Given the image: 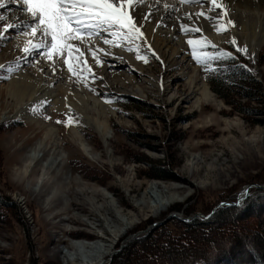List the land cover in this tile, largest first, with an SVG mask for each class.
<instances>
[{
  "label": "rangeland",
  "instance_id": "obj_1",
  "mask_svg": "<svg viewBox=\"0 0 264 264\" xmlns=\"http://www.w3.org/2000/svg\"><path fill=\"white\" fill-rule=\"evenodd\" d=\"M194 1L182 2L176 9L204 12L209 16L221 14L220 9L211 10L209 3ZM225 2L228 5V0ZM169 3L172 0H162L163 6ZM231 3V10L237 11L239 7L243 13H250V9L241 7L238 0ZM251 10L264 15V8ZM228 18L234 21V31L229 28L216 32L215 35L225 37L224 40L213 42L216 49L209 46L204 50L232 52L236 64L264 83V46L254 60L248 50L247 54L237 51L229 42L231 38L235 37L241 48L246 47L245 42L238 35L240 30L236 32L234 14H228ZM196 19L206 20L204 16ZM13 30L7 33L10 40L0 39V65L4 66L0 68V149L3 154L0 191L16 203L18 209L5 210L7 217L0 221V264H67L63 255L64 252L70 255L68 245L88 243L92 238L86 235L73 238L66 234V229L67 232L89 233L101 244H108L104 240L112 238L104 229L107 220L114 218L108 211L112 200L115 208L130 215L136 224L116 241L106 263L111 264L134 240L165 226L170 220L184 221L177 215L190 219L184 222L209 219L222 206H234L228 203L237 200L246 185L264 184V93L251 92L243 81H236L237 84L229 81L226 86L229 98L223 99L213 91L205 66L192 58L191 45L186 46L187 52L176 53L173 48L169 50L159 44L156 49L149 50L138 40L135 43L140 45V54L147 56L148 61H143L139 68L131 69L127 61H122L118 68L108 67L104 75L93 69V78V73L82 71L81 79L74 77L67 83L58 81L46 65L40 63L43 56L29 59V55L26 61L22 59L25 56L17 43L21 35ZM102 30L90 39L72 42L99 50L106 46L104 39L118 41L110 34L115 29H109L107 33ZM118 42L128 46L126 40ZM14 62L21 63L20 72L43 79L54 93L66 86L71 93L94 95L104 101L110 99L112 103L108 104L114 108V113H109L105 134L95 127L94 113L85 116L69 101L59 111L51 108L54 99L50 100L39 114L43 121L58 128L65 149L54 138H46L44 128H39L36 123L13 118L20 105L17 98L8 93L7 67ZM113 72H121V77ZM128 76L132 78L123 86L116 84ZM201 78L206 80L215 99L198 104L200 93L191 92L200 86ZM156 81L167 85L165 93L154 85ZM137 88L142 89V93L136 92ZM246 94L253 96L245 98ZM252 112L261 114L253 115ZM45 115L51 119H44ZM69 116L79 123L68 125ZM57 120L62 123H56ZM71 128L81 132V140ZM99 129L103 130V127L99 126ZM45 147L47 152L40 151ZM54 150L60 155L53 154ZM34 153L38 155L37 159L33 158ZM60 158L62 165H55ZM27 163L31 166L25 172ZM150 163L165 165L166 169L173 170L178 180L147 178L144 173ZM84 175L92 176V179ZM152 181L179 186V189H170L167 195L182 200L171 203L157 216L147 208L137 213L136 205ZM40 187H43L41 192L37 190ZM60 187H65L68 192L70 189L72 199L69 196L66 202L54 203L48 209L49 195ZM256 191L257 188H252L250 196ZM74 202L78 207H81L80 202L84 205L82 213L80 209L76 211L81 220H68L72 208L69 210L66 204ZM175 226L179 229V225ZM259 243L257 237H246L241 246H236V261L242 256L240 264H248L251 260L247 259L246 252L257 250ZM69 264L79 263L69 260Z\"/></svg>",
  "mask_w": 264,
  "mask_h": 264
},
{
  "label": "bare ground",
  "instance_id": "obj_2",
  "mask_svg": "<svg viewBox=\"0 0 264 264\" xmlns=\"http://www.w3.org/2000/svg\"><path fill=\"white\" fill-rule=\"evenodd\" d=\"M221 2L227 7L228 14H234L236 21L235 26L237 25L236 32L237 29L240 30L238 35L241 36L243 42H245V46L251 54L252 59H256L258 52L264 46V15L254 13L251 8H264V0H238V3L241 7L243 6L245 7V9H250V13H243L240 10L241 8L239 7L237 11H235V9L231 10L230 5H233L231 3L233 2V0H228V5L226 4L227 2H225V0H221ZM181 3L182 0H172V3H169L168 7L165 8V6L162 5V0H141V6L144 8V11H151V18L145 21H141V23L143 24L141 30L144 31L145 36L147 38V42L151 44V49H156L159 44L167 49L169 48V50L173 48L176 53H178V51L185 53L187 52L186 46L189 47V44L187 43L189 39H201L206 36L214 43H221L224 40L225 37H217L215 35L216 31L212 27V25L215 23L214 20L206 19L198 21L196 17H198L197 13H199V11L187 12L183 11L182 9L178 10ZM20 9L21 8L17 5L9 4L6 9H0V13H3L7 16L8 19L6 22L15 21L16 23H19L21 25L18 30L21 37L18 38L17 43L20 49L22 50L27 39H29V37H26L24 35V22L31 21L32 18L29 14ZM210 9L213 11L218 10V8H213L211 5ZM217 16H219V14ZM212 17H216V15H212ZM182 23L187 24L189 26H198L202 29V32L197 33L182 31L179 27V25ZM157 24H161V26L157 27ZM0 27H2V25H0ZM233 28L234 26L231 27V30H233ZM13 31L17 30L14 29ZM102 32L107 33L108 31L102 30ZM37 35H39V33ZM6 36L9 40L11 39L10 35L8 36V34H6ZM113 41L116 42H114L113 44H106V46L102 48L105 50L104 52L97 50L95 47H84L82 45L75 44L72 41H70V43L76 45L78 48H80L81 51L84 52V55L81 59H85L87 61V65L91 66L92 70L97 69L98 72L103 75L104 73L108 72V67L118 68V66L121 65L122 61H127L131 69L139 68L142 65L143 60L137 59L135 53L127 51L128 46L118 44L119 42L117 40ZM33 42L35 43L38 41L34 40ZM87 49H92L93 51H96L97 56L101 60H103L104 63L97 65L95 63V58L92 56L91 51H87ZM22 54L26 56L24 52ZM74 55L78 56L79 54L74 53ZM28 58L31 59V55ZM42 59L43 61L40 63L45 64L46 67L50 70V72L53 73V77H56L58 81L62 80L61 82L65 81L68 83L71 82L74 77L76 78V76H72V74L67 71V65H64L62 63V58L54 57L55 60L59 61L55 64V73L53 72L52 62L47 60L44 56ZM19 62H21V60L18 61V63ZM9 67H12L13 71H8L9 84L7 90L10 95L17 98L20 105L16 113L13 115V118L18 119L17 117H19V119H25L26 121H29L31 123H36L39 128H44L46 138H54V140L60 142V146L63 145L62 148L65 149V142L61 140L58 128H56L51 123H46L45 121H43L41 115H33L30 111H27V108L38 100L47 99V101H50L54 99V101L50 103L51 108H57L59 111H61L66 106V103L69 101L74 108H76L80 113L84 114L85 116H90L93 115L92 113H94L96 116V120L94 123L95 127L98 129L99 132L101 131L103 133L105 131L106 121H108L107 119L109 113H114V108L108 103H106L102 98L94 95H86L80 92L71 93L66 86H61V91H59V93H54L55 91L51 89L49 84L43 82V79L35 77L34 75L32 76L28 74V72H20V66L17 67V62L10 63L7 67V70ZM80 67L81 69H83L84 66L80 65ZM39 71L41 70L37 69L38 73H40ZM113 73V75L121 77V72ZM131 76H128V79H124V81L118 80L116 84L123 86L127 81H129V78ZM191 82L194 83L193 80H191ZM154 85L158 87V89L162 90L163 93H165V91H167L168 89L167 85L163 82L161 83L159 81H156ZM111 86H113V84ZM135 91L138 93H142V89L140 88L135 89ZM197 91L201 95V97H198L196 101L198 104L202 103L203 100L213 101L215 99L212 90L210 89L206 80L203 78L200 79V86L196 90H193L191 94H195ZM187 97H189V94L187 95ZM99 126H102L103 130H100ZM71 129L73 133L76 134L77 139L81 140V132L76 128ZM105 138H108V136H105ZM40 151L45 153L48 151V149L47 147H45L43 149L41 148ZM55 152L57 151L54 150L52 153H58ZM58 154L60 155V153ZM32 156L33 158H38V155H36V153H34V155ZM61 161L62 158H60L59 161L54 163L55 165H62ZM30 166L31 164L27 163L24 167V171L27 172ZM42 188L43 187L37 188V190L41 192ZM45 188L50 190L51 187ZM170 189L176 190L179 189V186L162 185L159 182L152 181L147 187L144 196L139 200L136 205V208L138 209L137 213H141L145 208H147V211L153 212V215L157 216L163 210H165L171 203L181 201L182 199L176 196L167 195ZM69 193L70 189L68 192L65 187H60V190H55L51 192L48 198V209H50L54 203L56 204L60 201L66 202L68 197L71 196L69 195ZM241 193H244V189L241 191ZM110 201L111 203L109 205L108 211L113 213L112 217L114 218L107 220V225H105L104 230L112 239H100L104 240L105 242H108V244H101L98 240L94 239L93 235L89 233L81 231L67 232L68 230L66 229V234H69L73 238H81L84 235L92 238V240L88 243H71L70 245H68L67 251L70 252V255H68L67 252H64L63 255L65 261L68 262L67 264H69V260L76 261L79 264H106L112 255L116 241L119 238L123 237L133 226H135L136 221L133 219L131 220L130 215L124 214L122 210L115 208L116 206L114 202L112 200ZM66 206L69 207V210L72 208L69 211L70 216L68 217V220H81L80 216L76 212L79 211V209L81 210V213L83 212L84 205L81 202V207H78L77 203L75 202L66 204ZM99 237L103 238V236Z\"/></svg>",
  "mask_w": 264,
  "mask_h": 264
},
{
  "label": "snow or ice",
  "instance_id": "obj_3",
  "mask_svg": "<svg viewBox=\"0 0 264 264\" xmlns=\"http://www.w3.org/2000/svg\"><path fill=\"white\" fill-rule=\"evenodd\" d=\"M186 2V0H182ZM193 2V0H187ZM201 3H209L213 8L221 10V14L216 17L209 16L204 12L197 13V16H204L208 20H214L212 25L216 32L227 31L234 26V21L228 18L227 7L221 0H200ZM9 4L17 5L22 11L31 16V21L24 22V35L29 37L23 46L22 51L26 54L22 59H26L28 55L33 57L39 55L44 56L53 64V72L55 73V64L58 60L54 57L62 58V63L67 65V71L81 79L82 71L93 73L91 66L87 65L85 59H81L84 52L76 45L70 43L73 40L90 39L93 36L99 35L101 29L111 31V36L116 37L118 41L126 40L128 42L127 51L136 53V58L147 63V56L140 54V45L136 41H143V43L151 50V44L147 42L144 31H142L145 21L151 18V11L145 12L141 6V0H0V9H6ZM168 5H165L167 8ZM7 16L0 13V39H7L6 34L9 30H19L21 25L19 23L6 22ZM161 24H157V27ZM180 29L185 32H202L198 26H189L187 24H180ZM126 30V31H124ZM39 33V35H37ZM34 40L38 42H33ZM116 41L104 39L105 44H113ZM236 47L237 51L247 54V48H241L237 45L235 37L229 41ZM192 46V58L200 64L205 66V71L209 70V65L213 61H223L225 59H235L233 53L219 49L218 51H205L209 46L216 49L217 46L206 36L201 39H189L187 41ZM91 51L95 58L97 65L103 64L96 51ZM104 52V49H99ZM66 53V56H65ZM74 53H79L75 56ZM110 54V53H106ZM158 58V57H157ZM83 65V69L78 67ZM17 63V67H18ZM0 65V68H3ZM246 67V66H245ZM218 71V67L211 69ZM12 72V67L8 68ZM93 78L95 75L93 73ZM106 103H112L110 99L105 100ZM47 99L38 100L27 108L33 115L41 114L42 107L47 104ZM19 119V117H17ZM46 120L51 119L49 116L43 117ZM56 123H62L57 120ZM66 123L71 125L79 123L73 117L69 116Z\"/></svg>",
  "mask_w": 264,
  "mask_h": 264
},
{
  "label": "trees",
  "instance_id": "obj_4",
  "mask_svg": "<svg viewBox=\"0 0 264 264\" xmlns=\"http://www.w3.org/2000/svg\"><path fill=\"white\" fill-rule=\"evenodd\" d=\"M235 60L236 57L214 61L213 67L206 71L213 91L227 100L229 98L226 91L227 82L235 81L237 84L236 81H243V84L246 83V89L251 92L264 93V83L257 80L242 65L236 64ZM214 67H218L219 70L212 71ZM251 96L253 95H244L245 98ZM243 112L247 111L243 109ZM145 161L148 163V160ZM164 166L150 163L144 174L149 179L178 180L173 170ZM2 172L3 154L0 149V176ZM84 176L92 179V176ZM256 192L252 196L249 195L239 206H222L206 220L201 218L190 222L170 220L165 226L134 240L113 259L111 264H240L242 256L236 261L238 259L235 254L236 246H241L246 237L252 236L258 238L260 245L257 250L248 249L246 252L247 259L251 260L248 264H264V189L257 188ZM8 209L18 207L0 191V221L5 220L7 217L5 210ZM175 225H179V229Z\"/></svg>",
  "mask_w": 264,
  "mask_h": 264
},
{
  "label": "water",
  "instance_id": "obj_5",
  "mask_svg": "<svg viewBox=\"0 0 264 264\" xmlns=\"http://www.w3.org/2000/svg\"><path fill=\"white\" fill-rule=\"evenodd\" d=\"M252 188H264V184H259V183H255V184H248L246 185L243 189H244V193H240L237 200H235L234 202L232 203H228V204H233V205H238V204H241L242 202H244V200L250 195L251 193V189ZM215 210H213L214 212ZM176 217L184 220V221H188L190 220L189 218H185V217H182L180 215H177Z\"/></svg>",
  "mask_w": 264,
  "mask_h": 264
}]
</instances>
